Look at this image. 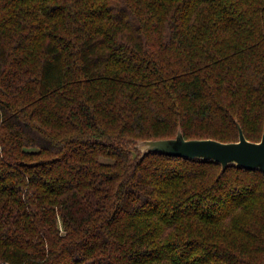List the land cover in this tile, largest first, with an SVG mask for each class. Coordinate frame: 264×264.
Masks as SVG:
<instances>
[{"label": "trees", "instance_id": "trees-1", "mask_svg": "<svg viewBox=\"0 0 264 264\" xmlns=\"http://www.w3.org/2000/svg\"><path fill=\"white\" fill-rule=\"evenodd\" d=\"M237 121L264 0H0V264H264L263 172L136 148Z\"/></svg>", "mask_w": 264, "mask_h": 264}, {"label": "water", "instance_id": "water-1", "mask_svg": "<svg viewBox=\"0 0 264 264\" xmlns=\"http://www.w3.org/2000/svg\"><path fill=\"white\" fill-rule=\"evenodd\" d=\"M239 141L221 142L214 139H186L179 128L175 138L143 140L136 144L141 158L149 153H160L171 157L215 161L226 171L229 165L264 173V134L260 142L248 140L237 121ZM136 159L138 154L133 152Z\"/></svg>", "mask_w": 264, "mask_h": 264}]
</instances>
